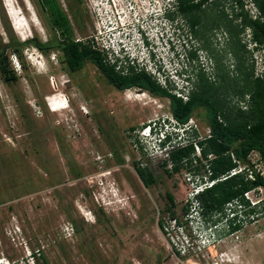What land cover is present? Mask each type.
Here are the masks:
<instances>
[{"label": "rangeland", "instance_id": "obj_1", "mask_svg": "<svg viewBox=\"0 0 264 264\" xmlns=\"http://www.w3.org/2000/svg\"><path fill=\"white\" fill-rule=\"evenodd\" d=\"M176 2L59 0L75 38L89 41L97 35L96 41L123 51L127 61L120 62L147 68L167 87L172 76L171 83L184 86L176 91L175 85L176 93L188 95L203 68L215 84L230 81L227 95L236 103L235 80L241 82L245 70L241 56L250 68L260 56L259 47L252 45V51L245 43L250 28L241 26L229 0H209L195 12L201 21L193 29L176 13ZM2 3L22 43L19 54L8 50L9 69L17 78L6 80L0 69V258L11 264L186 262L171 255L159 222L184 216L190 187L185 174L190 169L205 174L207 165L203 158L172 170V147L156 150L140 139L149 123L173 121L170 99L143 89L117 91L90 60L79 71L65 69L58 48L43 52L32 41L45 43L53 36L47 8L39 0ZM230 24L242 29L238 36ZM144 30L151 46L144 44ZM0 33L8 42L1 22ZM189 76L193 83L186 86ZM49 97L68 107L53 111ZM189 124L190 138L210 133L204 107L195 110ZM199 151L200 145L196 157L202 156ZM245 163L257 171L264 168L257 151ZM137 165L149 168L155 182L146 186ZM167 193L174 197L173 206ZM253 198H264V187ZM257 213L255 221L222 233L204 249L199 264H264V210Z\"/></svg>", "mask_w": 264, "mask_h": 264}, {"label": "trees", "instance_id": "obj_2", "mask_svg": "<svg viewBox=\"0 0 264 264\" xmlns=\"http://www.w3.org/2000/svg\"><path fill=\"white\" fill-rule=\"evenodd\" d=\"M209 0H177L176 13H181L188 18L193 29L201 21V16L196 11H203L204 4ZM221 2L222 0H215ZM231 2H241V0H229ZM262 14L264 15V0H255ZM43 8L47 7L50 12V28L52 37L49 41L42 43L39 40H32L33 44L42 50L48 52L50 49H63L68 69L78 71L82 69L87 60L97 64L106 72V65L103 56L99 51L94 50L90 45L86 48L80 46V42L74 40V29L68 14L61 7L59 0H39ZM242 19L241 26L251 27L253 39L264 46V20L249 18L245 12L240 11L236 14ZM0 22L9 38L8 42L3 41L0 33V69L6 80L16 79L17 76L13 70H10V57L8 50L12 49L19 54L21 43L12 26L2 0H0ZM230 30L239 35L241 28L230 24ZM59 33L68 38L64 46H60ZM240 43V39L238 40ZM244 47V44H240ZM192 57H197L195 50H190ZM241 66L243 69V80L236 81L233 88L235 94L239 96L236 103H232V98H228L227 89L230 81L223 80L222 84H215L208 78L203 68L196 74L197 80L187 92V98L177 95L175 85L169 81L170 87L163 86L152 74L141 73L135 76L126 77L122 87H131L138 84L143 89H148L151 93L158 96H165L170 99V108L172 116L177 124L185 131L179 133L180 138L173 142V147L169 150V159L173 162L175 171H179L183 166H191L194 160L201 162L206 160V164L211 171V178H217L222 173L228 171L236 163L233 161L231 153L244 164L252 151L260 154V159L264 163V80L255 77L254 69L247 67L244 63V55L241 56ZM189 82L193 77L189 76ZM191 83V82H190ZM193 83V82H192ZM191 83V84H192ZM224 85V86H223ZM237 87V88H236ZM249 95V106L244 109L240 106V101L245 100ZM204 107L206 117L210 127V133L205 138L195 134L193 138L189 137V132L193 127L189 124L195 110ZM179 126V127H180ZM183 135V136H182ZM171 139L169 135L166 144ZM165 142H161L163 146ZM196 145L201 146L202 156H195ZM213 154V157H209ZM136 170L146 186L155 182L153 172L145 166H136ZM170 173V170H167ZM264 186V175L255 169V178L248 179L246 173L233 175L225 180L216 182L213 186L206 188L199 194V199L204 206V214L208 213L210 217L218 211H222L226 202L239 196L244 191ZM171 206L175 204L174 197L167 193ZM170 209L172 210V207ZM172 215L175 212L172 211ZM163 226V222H159ZM240 226H233L232 231ZM36 252H33L35 256Z\"/></svg>", "mask_w": 264, "mask_h": 264}, {"label": "built area", "instance_id": "obj_3", "mask_svg": "<svg viewBox=\"0 0 264 264\" xmlns=\"http://www.w3.org/2000/svg\"><path fill=\"white\" fill-rule=\"evenodd\" d=\"M230 4L239 12H247L248 14H246L249 18H263V14L255 0H241V2L230 1ZM249 28L251 30V27ZM245 43H247V46L251 48L252 51H254V46L259 47L258 52L260 53V56L258 57V55H255L256 59L254 61L253 69L255 77L264 80V46L253 39L252 30ZM93 45L101 49L106 54L107 59L115 58L117 53L120 52L119 49L113 47L110 43H100L98 40H95L93 41ZM161 84L167 87L165 82H161ZM184 93L185 92L181 91L180 93H177V95L182 96L183 99L186 100L188 98ZM239 103L242 108L247 109L249 106V95L246 96L245 100H242ZM172 120L174 125H176V119L173 117ZM154 124V122L149 123L143 128L140 134V139L143 141L142 144L152 145V149L163 150L164 148L159 144V139L153 141L147 140V137L150 134V129ZM179 126L180 125H176V127ZM179 128L182 129L181 126ZM171 147H173V144H170L168 148ZM196 147L198 148V145H196ZM145 150L150 151L147 150V148ZM198 155H201L200 151L198 152ZM231 155L236 165L222 173L217 178L210 177L212 173L207 164V172L205 174L197 173L196 169H190L186 172L185 177L190 184L186 199L187 211L182 218L173 216L168 220L163 221V226L161 227L171 255L176 258H183L182 260L186 261L183 264H199L198 258L202 255L204 249L218 241L222 233L230 234L241 229V227L256 220L258 209L264 210V198L258 200L253 198V193L258 189L261 191L264 187L258 186L257 188L246 190L239 196L226 202L223 210L216 212L212 217L204 214V206L199 199V194L203 190L213 186L218 181L225 180L239 173L245 172L248 179L253 180L255 178V169L251 164H242L234 153H231ZM209 157H213V154H210ZM203 161L206 163L205 159ZM258 171L264 175V168L262 170L259 169ZM216 218H219V220H216ZM238 225L240 227L232 231L233 226ZM193 258H195L194 261H192Z\"/></svg>", "mask_w": 264, "mask_h": 264}, {"label": "flooded vegetation", "instance_id": "obj_4", "mask_svg": "<svg viewBox=\"0 0 264 264\" xmlns=\"http://www.w3.org/2000/svg\"><path fill=\"white\" fill-rule=\"evenodd\" d=\"M77 1L80 2L81 0H77ZM170 13L171 12L168 11L167 16L168 15L170 16ZM171 16L172 17L175 16L174 11L172 12ZM47 18H48L47 19L48 24L50 26V22H49L50 21L49 20L50 12H49L48 8H47ZM262 20H264V15H263ZM240 21H242V19H240ZM94 37H95L94 39H91L89 41L85 40L84 38H75V37H74V40L80 42V46L82 48H86L87 46L90 45L94 50L99 51L101 53V56H103V61L105 62V65H106V72L102 68H100L97 64H95V63L94 64L98 67L99 74L105 78L108 85L115 88L117 91L124 92V90H126L128 88H134L136 90L143 89V87H141L138 84H134L131 87H122V84L125 82L124 80L126 77L135 76V75H138L141 73H147V74L150 73L155 77V75L151 71L147 72V70H146L147 68H145V67L137 66L135 63L129 64V63L120 62V59L126 60L124 58L126 56H125V54H123V52H118L116 57L113 59H107L106 54L101 49H99L97 46L93 45V41H95V39H97V35H95ZM59 42H60V46H64L67 44L68 38L66 36L62 35L61 33H59ZM61 48L62 47L59 48V51L61 52V55H62V57H61L62 62L65 64V69L69 70L68 69L69 68L68 63L66 61L65 53H64L63 49H61ZM72 72H76V71H72ZM143 90H147L148 92H150L148 89H143ZM133 129H135V128H133Z\"/></svg>", "mask_w": 264, "mask_h": 264}, {"label": "clouds", "instance_id": "obj_5", "mask_svg": "<svg viewBox=\"0 0 264 264\" xmlns=\"http://www.w3.org/2000/svg\"><path fill=\"white\" fill-rule=\"evenodd\" d=\"M143 32H144V44H146L147 46L149 45L151 46L152 39L149 37V33L146 30H144ZM120 52H123V51H120ZM177 75L180 76V75H183V73H177ZM169 79H170L169 81L172 82L171 80L172 76ZM188 83H189V80H187L186 86L189 85ZM173 85L177 86L176 91H177V88L178 90L184 88V86L180 85L179 83L173 84ZM179 133H180L179 129L176 127V125H174L173 121H169V123L165 126H162V125L160 126V124L159 125L154 124L150 129V134L148 135L147 140L153 141L155 139H159L158 141L160 145H161V142H165V144L163 146L161 145V147L167 150L170 144H173V142L175 143L176 139L180 138ZM169 135L171 136V139H169V141L166 144V139ZM0 264H11V263L9 261H6L3 258H0Z\"/></svg>", "mask_w": 264, "mask_h": 264}, {"label": "bare ground", "instance_id": "obj_6", "mask_svg": "<svg viewBox=\"0 0 264 264\" xmlns=\"http://www.w3.org/2000/svg\"><path fill=\"white\" fill-rule=\"evenodd\" d=\"M36 18V17H35ZM35 23L38 25L39 24V19H38V17L36 18V20H35ZM121 23H123L122 21H121ZM125 23V22H124ZM16 27L17 28H19V26H17L16 25ZM49 100L51 99L50 97L48 98ZM64 100H67V98L65 99L64 98ZM49 105H50V107H51V109L53 110V111H58V110H61V109H64V108H66V107H68V104H66V101H64L63 103L62 102H60V103H57L56 101H54V100H50L49 101ZM55 106V107H54ZM107 172H104L103 174H106Z\"/></svg>", "mask_w": 264, "mask_h": 264}]
</instances>
